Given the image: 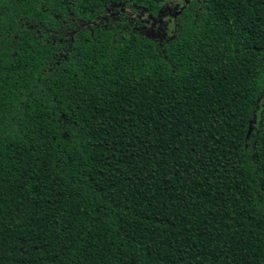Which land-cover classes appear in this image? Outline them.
Returning <instances> with one entry per match:
<instances>
[{
    "label": "trees",
    "instance_id": "obj_1",
    "mask_svg": "<svg viewBox=\"0 0 264 264\" xmlns=\"http://www.w3.org/2000/svg\"><path fill=\"white\" fill-rule=\"evenodd\" d=\"M167 1L0 0V264H264V0Z\"/></svg>",
    "mask_w": 264,
    "mask_h": 264
},
{
    "label": "rangeland",
    "instance_id": "obj_2",
    "mask_svg": "<svg viewBox=\"0 0 264 264\" xmlns=\"http://www.w3.org/2000/svg\"><path fill=\"white\" fill-rule=\"evenodd\" d=\"M185 1L186 0H168L166 5L174 9L180 7Z\"/></svg>",
    "mask_w": 264,
    "mask_h": 264
},
{
    "label": "flooded vegetation",
    "instance_id": "obj_3",
    "mask_svg": "<svg viewBox=\"0 0 264 264\" xmlns=\"http://www.w3.org/2000/svg\"><path fill=\"white\" fill-rule=\"evenodd\" d=\"M166 4V3H165ZM170 8H172V7H170ZM179 8V7H178ZM178 8H174V9H178ZM173 9V8H172Z\"/></svg>",
    "mask_w": 264,
    "mask_h": 264
},
{
    "label": "water",
    "instance_id": "obj_4",
    "mask_svg": "<svg viewBox=\"0 0 264 264\" xmlns=\"http://www.w3.org/2000/svg\"><path fill=\"white\" fill-rule=\"evenodd\" d=\"M186 1H187V0H186ZM186 1H185V2H186ZM173 15H175V13H174Z\"/></svg>",
    "mask_w": 264,
    "mask_h": 264
}]
</instances>
